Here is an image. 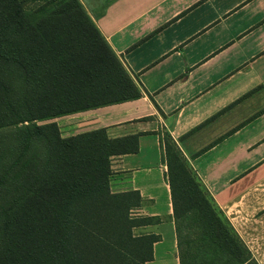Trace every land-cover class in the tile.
Instances as JSON below:
<instances>
[{"label": "trees", "instance_id": "1", "mask_svg": "<svg viewBox=\"0 0 264 264\" xmlns=\"http://www.w3.org/2000/svg\"><path fill=\"white\" fill-rule=\"evenodd\" d=\"M141 96L79 0H0V264L153 260L161 236L139 229L163 219L111 187L113 158L137 153L139 136L63 137L50 122ZM162 142L180 264H258L175 140Z\"/></svg>", "mask_w": 264, "mask_h": 264}, {"label": "crops", "instance_id": "2", "mask_svg": "<svg viewBox=\"0 0 264 264\" xmlns=\"http://www.w3.org/2000/svg\"><path fill=\"white\" fill-rule=\"evenodd\" d=\"M79 1L142 96L51 121L63 137L139 136L137 153L113 158L111 187L163 219L139 229L161 236L147 264H180L165 133L264 264V0Z\"/></svg>", "mask_w": 264, "mask_h": 264}, {"label": "rangeland", "instance_id": "3", "mask_svg": "<svg viewBox=\"0 0 264 264\" xmlns=\"http://www.w3.org/2000/svg\"><path fill=\"white\" fill-rule=\"evenodd\" d=\"M50 122H52V121H50ZM43 123H47V121L41 122V124H43ZM162 200H164V197H162Z\"/></svg>", "mask_w": 264, "mask_h": 264}]
</instances>
